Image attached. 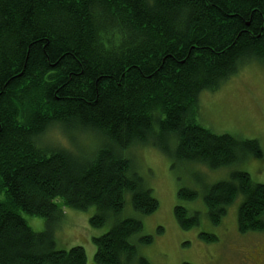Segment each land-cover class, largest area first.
Returning a JSON list of instances; mask_svg holds the SVG:
<instances>
[{"label": "trees", "instance_id": "trees-1", "mask_svg": "<svg viewBox=\"0 0 264 264\" xmlns=\"http://www.w3.org/2000/svg\"><path fill=\"white\" fill-rule=\"evenodd\" d=\"M253 59L264 65V0H0V264H86L84 247L57 249L51 228L34 231L22 212L51 222L63 214L58 200L77 210L95 205L91 224L101 227L123 210L126 191L135 210L156 211L125 155L148 142L155 123L187 162L215 170L240 153L262 156L258 140L198 120L200 93ZM65 122L105 142L86 157L37 145ZM238 197V230L264 231V184L242 170L208 188L211 221L219 224ZM175 216L185 230L199 223L181 206ZM142 228L138 218L118 221L94 238L95 261L127 264L136 256L130 237Z\"/></svg>", "mask_w": 264, "mask_h": 264}, {"label": "rangeland", "instance_id": "rangeland-1", "mask_svg": "<svg viewBox=\"0 0 264 264\" xmlns=\"http://www.w3.org/2000/svg\"><path fill=\"white\" fill-rule=\"evenodd\" d=\"M198 120L217 134H229L238 140H258L262 156L240 153L236 161L215 170L204 163L187 162L174 155L176 138L171 134L163 136L155 123L148 142L133 146L125 155L131 159L133 172L158 200L156 211L143 214L135 210L132 193L126 191L123 210L109 216L101 227L91 224V218L98 212L95 205L77 210L65 206L61 200L58 201L63 214L51 222L22 212L23 217L36 232L51 228L57 249L84 247L86 264H98L94 238L127 218L143 222L142 230L130 237L136 256L127 264H139L142 258L150 264H258L264 260V231L241 233L238 230L242 197L228 208L219 224H214L204 196L211 185L229 179L234 171H246L254 182L264 184V65L253 59L218 90L202 91ZM104 142L101 134L75 122H65L49 127L40 135L37 145L47 153L64 148L86 157ZM181 189L196 191L197 197L182 199ZM178 206L187 209L189 215L198 213L199 223L189 230L182 229L175 216ZM201 233L214 239L206 241ZM143 237H151L152 241L145 243Z\"/></svg>", "mask_w": 264, "mask_h": 264}, {"label": "flooded vegetation", "instance_id": "flooded-vegetation-1", "mask_svg": "<svg viewBox=\"0 0 264 264\" xmlns=\"http://www.w3.org/2000/svg\"><path fill=\"white\" fill-rule=\"evenodd\" d=\"M258 264H264V260L261 259Z\"/></svg>", "mask_w": 264, "mask_h": 264}]
</instances>
